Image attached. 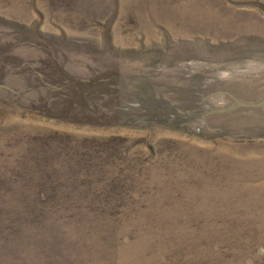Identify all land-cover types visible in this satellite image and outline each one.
Wrapping results in <instances>:
<instances>
[{"label":"rangeland","instance_id":"374dc122","mask_svg":"<svg viewBox=\"0 0 264 264\" xmlns=\"http://www.w3.org/2000/svg\"><path fill=\"white\" fill-rule=\"evenodd\" d=\"M0 264H264V0H0Z\"/></svg>","mask_w":264,"mask_h":264}]
</instances>
